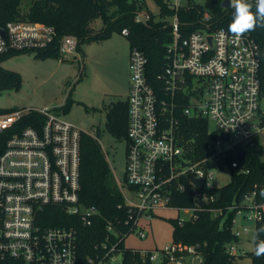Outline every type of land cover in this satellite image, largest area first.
<instances>
[{
	"label": "built area",
	"instance_id": "2783aa9c",
	"mask_svg": "<svg viewBox=\"0 0 264 264\" xmlns=\"http://www.w3.org/2000/svg\"><path fill=\"white\" fill-rule=\"evenodd\" d=\"M170 2L176 8L182 4L181 0ZM249 2L255 4V0ZM136 19L141 20L139 16ZM172 25L174 37L167 45L166 67L158 75L157 88L147 78L145 53L135 47L130 54L126 183L139 201L125 199L134 232L141 238L147 235L139 227L140 219L152 220L156 211L173 207L174 186L185 190L181 176H189L197 199L214 201V195L203 194L214 187L207 161L216 158L221 165L228 152L254 143L264 130L260 47L251 34L236 38L225 27L214 26L208 10L203 13L202 26L186 37L180 32L177 14ZM0 28L5 30V34L0 30V54L44 51L57 42L62 58L75 54L83 67L84 55L75 35L58 37L55 26L40 21L12 20ZM122 32L127 35L129 30ZM54 108L0 109V136L27 114L38 112L45 118L40 127L28 125L12 132L0 154V264H121L122 252L116 243L96 245L94 252L83 258L74 225L43 222L47 213L58 207L70 216L79 214L84 225L92 223L96 212L95 207L83 210L79 205L83 130L62 119ZM180 115L208 121L206 156L194 159L187 155L179 134ZM238 163L235 154L232 166ZM193 178L205 179L203 191ZM119 185L123 191V184ZM257 197L258 192L253 191L245 198L246 209L253 211L249 219L256 222L264 216V201ZM197 208L204 207L198 204ZM190 209L189 219L196 218V208ZM211 211L217 215L220 209ZM183 221L180 219L181 224ZM235 222L236 218L233 233L240 239L250 228L236 230ZM236 243L228 244L227 252L244 254ZM142 252L155 264H164L166 259L174 264L204 262L198 246L181 242Z\"/></svg>",
	"mask_w": 264,
	"mask_h": 264
},
{
	"label": "trees",
	"instance_id": "16d2710c",
	"mask_svg": "<svg viewBox=\"0 0 264 264\" xmlns=\"http://www.w3.org/2000/svg\"><path fill=\"white\" fill-rule=\"evenodd\" d=\"M156 1L159 4V13L150 14L146 20H137L136 17L144 9V0H34L26 12L21 9L22 0H0V27L12 20L44 22L56 27L58 37L65 34L77 36L81 51L84 42L107 37L115 30L122 32L127 28L131 50L137 47L145 53L148 58L147 78L157 88L160 84L158 75L166 67V48L174 37L172 25L174 15H178L180 32L182 37H186L202 26L205 10L212 14L214 26L228 29L234 9L223 7L224 0H206L205 5L187 0L184 6L178 8L170 0ZM98 19L101 20L102 25L95 27L94 22ZM249 33L260 47L264 93V28L257 27L255 31ZM22 52L28 51L0 54V89L14 85L21 86L20 76L3 68L1 62L8 56ZM33 52L36 53V57L48 55L62 57L57 42L44 51ZM103 110L106 114L105 129L119 139L127 138L128 99L105 103ZM44 120V115L38 112L22 117L10 130L0 136V154L4 151L12 132L28 125L40 127ZM179 126V134L187 155L194 159L206 156L208 121L204 118L180 115ZM80 145L79 205L83 210L95 207L92 223L82 224L79 214L70 216L62 207L49 211L47 219L43 222L47 225H74L79 231V252L83 258L92 254L96 245L106 242L109 246L116 243L121 249L123 257L121 264H155L148 254L142 252L145 249L126 246V238L134 233V222L130 219L131 212L125 196L98 138L83 131ZM243 147L245 158L237 166H232L235 153L230 151L224 156L221 166H230L231 179L227 184L206 188L203 191V194L215 196V200H208L204 208H197V198L189 176H181L179 179L185 186L184 191L176 189L175 186L173 188L171 205L177 208H196L197 215L196 218L185 220L182 224L180 218L170 219L173 224V242L198 246L204 253L202 264H240V260L246 255L231 254L226 248L228 244L240 240L233 233L232 221L237 211L246 209V196L257 191L256 199L264 201V145L257 137L254 143L248 142ZM215 208L220 209L217 215L211 211ZM108 227H111V230ZM261 227H264V216L257 222L256 230ZM260 239H264V233L260 235ZM250 254L252 264H264V256L257 257L254 250ZM164 264L174 263L166 259Z\"/></svg>",
	"mask_w": 264,
	"mask_h": 264
},
{
	"label": "rangeland",
	"instance_id": "374dc122",
	"mask_svg": "<svg viewBox=\"0 0 264 264\" xmlns=\"http://www.w3.org/2000/svg\"><path fill=\"white\" fill-rule=\"evenodd\" d=\"M34 0H22L23 12L29 10ZM205 5L206 0H193ZM144 9L140 12L141 20L150 14H158L159 4L156 0H144ZM185 5L187 0H181ZM102 25L101 20L94 22L95 27ZM84 64L81 69L75 54L65 57L48 55L36 57L35 52H22L5 58L3 68L17 73L21 78V86H10L0 89V109L10 110L34 106L37 108H54L60 117L70 121L81 130L98 138L103 151L113 170L117 183L123 184L126 199L138 202L134 189L126 183V163L128 139H119L105 129V111L103 104L127 99L130 92V75L124 69L125 55L130 62V40L126 34L113 31L111 35L100 39H92L82 44ZM104 102V103H103ZM65 105V106H64ZM64 106V107H61ZM264 112V93L261 99ZM264 124V121H263ZM264 145V130L260 134ZM208 173H213L210 183L214 187L227 184L231 179L230 166L222 167L216 158L207 161ZM120 186V185H119ZM121 188V187H120ZM193 210L169 207L156 211L152 220L142 217L139 227L146 232L141 238L137 232L126 238V246L138 249H161L173 243V224L170 219L187 220ZM253 214L250 209H242L236 214L234 229L243 226L250 228L236 243L240 252L246 255L240 264H252V252L255 248L256 220L249 219ZM196 263H200L197 259Z\"/></svg>",
	"mask_w": 264,
	"mask_h": 264
},
{
	"label": "clouds",
	"instance_id": "9594fccd",
	"mask_svg": "<svg viewBox=\"0 0 264 264\" xmlns=\"http://www.w3.org/2000/svg\"><path fill=\"white\" fill-rule=\"evenodd\" d=\"M229 6L234 9V12L228 25V32L236 38L255 31L257 27L264 28V0H255L254 5L249 0H229ZM262 233H264V227L257 229L254 236L256 241L254 254L257 257L264 256V239H260Z\"/></svg>",
	"mask_w": 264,
	"mask_h": 264
},
{
	"label": "water",
	"instance_id": "95a60500",
	"mask_svg": "<svg viewBox=\"0 0 264 264\" xmlns=\"http://www.w3.org/2000/svg\"><path fill=\"white\" fill-rule=\"evenodd\" d=\"M222 6L225 8H230L229 6V0H224L222 2ZM0 30L2 31V33L5 34V30L3 28H0ZM235 154H236V158L239 162H242L245 158V149L241 148V147H237L235 149ZM193 181L195 182L197 188L200 191H203L204 189V184H205V179L203 178H193ZM197 203L199 204V206L204 207L206 204V200L203 198H198L197 199Z\"/></svg>",
	"mask_w": 264,
	"mask_h": 264
},
{
	"label": "crops",
	"instance_id": "0c3cea01",
	"mask_svg": "<svg viewBox=\"0 0 264 264\" xmlns=\"http://www.w3.org/2000/svg\"><path fill=\"white\" fill-rule=\"evenodd\" d=\"M130 52H131V47H130ZM76 60V59H75ZM124 69L126 71V76L129 74L130 75V62L128 63V57L125 55V60H124ZM128 99V97H127ZM104 103V102H103ZM104 105V104H103ZM103 109V106H102ZM104 111V110H103ZM105 120H106V114H105Z\"/></svg>",
	"mask_w": 264,
	"mask_h": 264
}]
</instances>
